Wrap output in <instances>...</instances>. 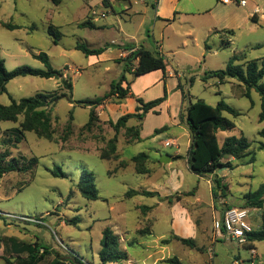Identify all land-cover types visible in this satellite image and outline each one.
Listing matches in <instances>:
<instances>
[{"label":"rangeland","instance_id":"obj_1","mask_svg":"<svg viewBox=\"0 0 264 264\" xmlns=\"http://www.w3.org/2000/svg\"><path fill=\"white\" fill-rule=\"evenodd\" d=\"M102 1L62 0L54 5L49 0H0V59L5 68L45 69L36 58L44 53L50 66L62 73L58 79L15 78L0 95V104L8 106L11 99L18 102L37 93L67 95L47 107L50 140L27 132L16 146H5L2 140L12 138L23 116L15 123L0 121V154L9 153L5 162L14 158L24 166L32 158L37 160L26 173L0 177V264H23L27 259L26 252L17 253L10 238L20 245L45 248L47 254L37 264H49L56 257L101 264L98 253L104 228L118 235L119 249L126 253L118 264H232L234 260L264 264V241L253 244V257L246 246L215 242L211 231L213 218L219 219L224 207H245L244 195L264 183L259 95L251 90L249 98L244 97V85L233 78L222 84L216 78L202 79L223 70L233 55L239 57L238 65L264 56V0H245V6L238 5L239 0H166L165 14L176 7L170 22L155 19L156 0H106V5ZM85 21L99 28L79 27ZM77 43L106 50L102 56H86L75 49ZM139 47L160 53L166 71L140 77L129 73L137 60L127 66L126 58ZM122 74L132 97L120 101L110 97L96 106L80 103L105 95ZM66 82L72 85L70 93ZM164 89L168 103L140 120L129 119L114 132L119 117L134 113L135 98L149 102L162 97ZM220 99L239 115L223 113L234 128L218 132V143L244 136L253 162L246 163L249 157L232 159L230 168L197 175L188 166L192 138L186 108L196 100L215 106ZM91 111L95 120L88 128ZM173 114L175 126L169 123ZM165 154L171 161L162 163ZM57 168L64 177L54 176ZM87 172L94 177L96 200H86L76 188ZM127 190L156 195L126 198ZM142 207L149 210L143 212ZM247 209L261 226L264 206ZM73 218H78L75 226L67 222ZM176 238L191 239L194 248ZM41 253L39 249L37 256Z\"/></svg>","mask_w":264,"mask_h":264},{"label":"trees","instance_id":"obj_2","mask_svg":"<svg viewBox=\"0 0 264 264\" xmlns=\"http://www.w3.org/2000/svg\"><path fill=\"white\" fill-rule=\"evenodd\" d=\"M54 5H58L62 0H49ZM106 5V0L102 1ZM166 21V20H164ZM79 27L98 29L94 23L85 21L79 24ZM9 29V27H8ZM48 32L53 35L55 39L58 38L56 33H53L51 28H48ZM55 42V41H54ZM75 49L80 51L86 56H99L106 48L91 49L83 43H77ZM36 58L40 60L45 69H34L26 65L18 66L8 71L4 66V61L0 59V95L6 92V85L11 80L17 77L35 76L39 78H61L62 73L60 70L53 69L46 54L39 53ZM239 57L233 55L227 62L226 67L223 70L211 71L205 74L202 79L206 81L209 78H216L219 84H222L225 79L233 78L242 83L245 87L244 97L249 98L250 91L257 92L260 98L261 112L259 114V120L264 121V56L255 61H248L244 65L235 64ZM133 60H137L136 66L127 71L132 73L135 77H140L145 74L161 71L165 72L166 60L160 53H153L139 47L136 51H132L126 58L127 66H131ZM122 83L126 86L122 87ZM65 88L70 91L72 85L70 82L65 83ZM132 92L129 83L126 82L124 74L120 76L117 82H113L110 85L109 91L102 97L95 98L93 100L80 101L81 104L87 106L101 105L105 100L110 97H115L116 100H124L127 97H132ZM66 94L56 95L53 93H37L32 97L22 98L18 102L11 99V103L8 106L0 104V121H7L15 123L19 115L23 116V120L18 124L16 129L12 130V138L8 137L2 140V144L7 146H16L21 140L24 139L25 133L34 132L37 136L50 140L51 133V118L47 107H52L57 101L62 98H66ZM166 100V90L164 89L163 96L155 100L144 102L141 98H135L137 103L134 113H127L119 117L116 123L113 125L115 133L123 127L126 122L131 118L142 119L148 112L152 111L155 107H158ZM226 113L232 117H237L239 113L231 106H229L223 99H220L215 106H210L202 100H196L193 103H189L186 108V125L191 134V146L188 154V166L189 170L197 175L211 174L217 169L230 168V160L242 161L249 157L248 163L253 162V157L250 155V144L244 136L240 137H228L220 145L217 141V133L220 131H229L234 128V123L228 118L223 116ZM95 120V114L93 111L89 114V120L87 123L88 128ZM259 136L264 139V130H261ZM138 133H136L135 140H138ZM116 142L115 138L109 141L111 154L115 151ZM260 149H264V145H261ZM9 156L8 151L0 154V177L10 172H22L26 173L30 171L37 163L35 158L30 159L26 165L20 166L19 162L12 158L5 162V158ZM143 156V154L138 155ZM106 158L105 156L101 159ZM137 157L134 158V160ZM23 159V157H22ZM58 169V168H57ZM54 176L64 177L65 174L59 169L57 172H53ZM79 193L86 200H96L98 198V192L94 183L93 174L90 172L80 176L76 185ZM71 192L69 196H71ZM146 196L153 197L156 195L150 191H137L127 190L125 193L126 198H132L134 196ZM245 207L260 209L264 206V183L254 192H248L244 195ZM229 207V206H227ZM226 207V208H227ZM143 212L149 210V207H142ZM68 224L77 225L78 218H73L71 221H67ZM182 245L194 248V243L191 239L176 238ZM8 241L17 245V253L26 252L27 259L23 260V264H37L47 254V250L42 247H36V245H26L16 243L12 238ZM253 242L264 241V217L260 228L250 235V240L245 245L248 249L254 248ZM100 251L98 258L101 264H118L126 259V253L119 249V238L110 228H104L102 231V237L100 240ZM19 247V248H18ZM39 249H42L40 256H37ZM49 264H84L80 258H58L53 259Z\"/></svg>","mask_w":264,"mask_h":264},{"label":"built area","instance_id":"obj_3","mask_svg":"<svg viewBox=\"0 0 264 264\" xmlns=\"http://www.w3.org/2000/svg\"><path fill=\"white\" fill-rule=\"evenodd\" d=\"M236 2L237 0H223ZM238 5L245 6V0H239ZM251 215V210L237 206L224 207L219 219L214 217L212 222V237L215 242L230 241L238 246H245L250 240V235L260 228ZM252 243H255L252 241ZM250 256L254 257V248L249 249ZM234 260L232 264H241ZM252 263V262H251Z\"/></svg>","mask_w":264,"mask_h":264},{"label":"crops","instance_id":"obj_4","mask_svg":"<svg viewBox=\"0 0 264 264\" xmlns=\"http://www.w3.org/2000/svg\"><path fill=\"white\" fill-rule=\"evenodd\" d=\"M166 0H156V2H155V7H154V12H155V19H157V20H169V21H167V22H170V21H172L173 19H174V16H175V12L176 11H174L175 9H176V7H175V4L170 8V10L168 11V14H165L164 13V5L166 4V2H165ZM176 2H177V0H176ZM95 25V24H94ZM96 26V25H95ZM97 27V26H96ZM105 52V51H104ZM104 52L101 54V56L104 54ZM166 71V70H165ZM165 103H168V97L166 98V100H165ZM160 109V106L159 107H157L156 109H155V111H158ZM150 113V112H149ZM148 113V114H149ZM151 113H152V111H151ZM176 114V113H175ZM175 114H173L172 115V117H171V119H170V121H169V123H170V125H172V126H175V124H176V121H175V118H174V115ZM165 155H167V154H165ZM164 155V156H165ZM169 156V155H168ZM170 157V156H169ZM170 161H171V157H170Z\"/></svg>","mask_w":264,"mask_h":264},{"label":"water","instance_id":"obj_5","mask_svg":"<svg viewBox=\"0 0 264 264\" xmlns=\"http://www.w3.org/2000/svg\"><path fill=\"white\" fill-rule=\"evenodd\" d=\"M170 160V157L168 155H165V156H162L161 159H160V162L162 163H166ZM224 169V168H222Z\"/></svg>","mask_w":264,"mask_h":264}]
</instances>
